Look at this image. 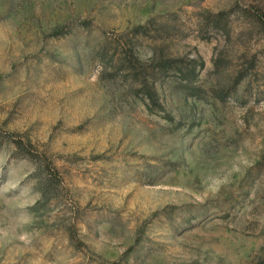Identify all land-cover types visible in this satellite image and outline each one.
I'll use <instances>...</instances> for the list:
<instances>
[{
    "label": "rangeland",
    "instance_id": "374dc122",
    "mask_svg": "<svg viewBox=\"0 0 264 264\" xmlns=\"http://www.w3.org/2000/svg\"><path fill=\"white\" fill-rule=\"evenodd\" d=\"M0 264H264V0H0Z\"/></svg>",
    "mask_w": 264,
    "mask_h": 264
},
{
    "label": "trees",
    "instance_id": "16d2710c",
    "mask_svg": "<svg viewBox=\"0 0 264 264\" xmlns=\"http://www.w3.org/2000/svg\"><path fill=\"white\" fill-rule=\"evenodd\" d=\"M140 30H142V29H134L132 32H130L132 37H135L137 35L136 33L139 32ZM124 35L127 36L129 34H123L122 36H124ZM121 45H122V43L119 44V46H121ZM116 52H118V51L116 50ZM118 55H119L118 56L119 57L118 58V65H117L118 67L115 66L116 68H119L122 70L125 66H127L131 70V69H134L137 67L136 62L138 61V59L133 52V47H132L131 43L126 42L122 48V51L119 52ZM167 63H169V62H167ZM159 70L160 71L163 70V72H166L165 71L166 69H164L162 67ZM189 74L190 75L192 74L191 76H193L194 70H190ZM144 85L147 86V80L146 79L144 81Z\"/></svg>",
    "mask_w": 264,
    "mask_h": 264
}]
</instances>
